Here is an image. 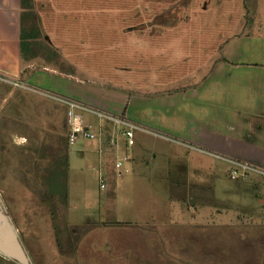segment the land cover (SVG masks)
Segmentation results:
<instances>
[{
    "label": "rangeland",
    "instance_id": "374dc122",
    "mask_svg": "<svg viewBox=\"0 0 264 264\" xmlns=\"http://www.w3.org/2000/svg\"><path fill=\"white\" fill-rule=\"evenodd\" d=\"M33 13L40 29L35 35L41 33V37L35 44H23L21 61H34L37 67L54 64L59 71H73L81 78L136 97L129 109L132 119H140L137 121L149 116L148 108L166 115L169 93L202 82L221 60L229 39L264 31V0H33ZM46 13L49 39L60 41L64 52L61 47L59 51L49 48V41L45 44L40 17ZM2 85L0 89L8 90V85ZM7 96L0 94V152L9 157L2 159L6 164H0V197L31 264H175L162 258L171 254L170 247L175 250L178 245H192L193 253L200 252L202 240L203 250L218 252L215 237L219 230L211 228L206 234L198 229L188 237L184 228L192 221L264 220V200L257 204V197L264 198V175L252 171L233 180L230 174L235 166L216 154H205L195 161L200 166L192 177L209 189L202 192V199L197 191L195 199L183 201L184 211L171 193L172 181L163 180L167 176L162 169L175 162L167 146L170 143L142 131L136 136L143 134L148 144L139 140L138 147L128 149V171L121 178L137 187L134 203L120 206L118 197L112 208L108 203L114 199L113 181L107 180L106 190L99 186V141L77 139L67 152L64 137L59 139L61 122L67 117L66 111L57 107L60 103L21 89ZM108 99L100 102L113 108L116 101ZM9 110H19L20 115L2 116ZM79 114L95 121L92 115ZM15 135L27 137L29 147L8 149L15 142L25 144ZM46 143L57 149L48 148ZM37 146L38 152L32 153ZM27 148L31 152H24ZM180 151L181 160L192 161V154ZM49 153L61 154L48 156L52 164L44 165ZM132 158L145 165L136 180ZM161 162L165 164L151 168L159 169L154 179L146 164ZM113 165L110 159L108 178H119ZM201 201L215 209L214 217L210 212V218L203 219L206 208ZM198 206L203 214L194 219ZM234 237V243L240 241L239 253L259 251L256 244H264L253 237ZM189 238L193 241L186 240ZM237 263L250 262H225ZM0 264L18 263L0 256Z\"/></svg>",
    "mask_w": 264,
    "mask_h": 264
},
{
    "label": "crops",
    "instance_id": "0c3cea01",
    "mask_svg": "<svg viewBox=\"0 0 264 264\" xmlns=\"http://www.w3.org/2000/svg\"><path fill=\"white\" fill-rule=\"evenodd\" d=\"M20 11L21 0H0V86L3 87L2 84L8 85V90L0 89V94L8 93L9 96L14 91L21 89L32 95L35 94L39 99L49 98L60 103L57 107L64 109L66 113L69 110L68 105L60 100L58 101L56 97H67L77 100L90 108L116 115H124L131 121L157 133L159 136L155 135L154 137L167 140L166 142L170 143L167 146L173 153L175 161L174 166L171 165L170 167L169 163V166L162 169V173L167 176L163 180L172 181L171 193L175 200L179 201L184 211L186 209L183 206L185 200L195 199L197 191L199 193L197 197L202 199L201 197L204 198L202 192L209 189L199 184L198 180L192 177V173L195 175L194 172H197L198 166H200L195 161L198 158L200 161L201 156L216 154L224 158L247 162L264 170V31L242 34L229 39L222 50L221 60L202 82L188 86V88L185 87L179 92L169 93L166 115L154 108H148L149 116H144L141 121H137L140 119H132L133 116L130 115L131 108L129 109V104L136 97L131 96V98L123 91H118V88L116 90L111 87L106 88L104 87L105 85L97 84L94 80L81 78L73 71H62V69L59 71L60 69L54 64L37 67L34 65L36 64L34 61L25 62L23 59L21 61ZM48 16V13H46L41 14L40 17L41 27L45 30V44L47 45L49 41L51 44L49 48L54 46L55 49H60L61 47V51L64 52L60 41L52 42L49 39L45 24V19ZM40 34L39 37H41ZM68 36L72 37L73 35L69 34ZM45 47L44 45L42 49ZM73 66L77 68L75 62ZM165 66L163 65V67ZM21 67L25 69V72ZM101 98H103L104 102L109 100L108 98H114L118 105L116 104L113 108L107 107L104 102H100ZM1 112L3 111L1 110L0 114ZM9 112L2 116H7L8 118L20 115L19 110H9ZM77 112L81 113L82 111L77 110ZM82 114H87L91 117V114L85 111ZM165 117L166 119H164ZM87 119L85 118L87 123L97 124L98 122L96 118L95 121ZM65 120L61 122L59 139L62 141L64 137L65 150L68 152L69 142L67 137L69 135V126L67 117ZM146 133L143 132V134ZM142 135L138 138L135 134L136 143L132 147H138L139 140H141L143 145L148 144V141ZM15 136L22 138L25 144L20 145L19 142H15L14 146H7L8 149L13 147L18 149L22 146H25L24 148L29 147L30 142H28L27 137L23 135ZM157 143H154V148ZM46 145L48 148L57 149L52 143H46ZM61 146L64 147L63 144ZM61 146L58 148L60 149ZM24 148H21V151ZM181 148L185 151L184 154L193 155L190 158L192 161L186 162L178 157L180 153L177 152H181ZM38 149L39 147L37 146L32 153ZM176 149H178L177 152ZM26 151H29L28 148L24 150V152ZM96 153L99 158L98 166H101L108 178L107 165L110 159H113V156L107 152L104 155L99 154V151ZM60 154L49 153V155L43 156L46 160L42 163L44 165L52 164L48 160V156L52 157ZM106 156H109L107 160ZM2 159L8 160L9 157L0 152V164H6V160L2 161ZM131 160L130 164L134 172V180H136L138 174L144 171L145 165L135 158ZM162 164H165V162L153 165L146 164L147 173L154 177L159 169L152 170L151 168L160 167ZM110 177L108 178V183L110 179L114 183V194L112 196L114 199H111L108 205L112 208L113 204L116 206L118 197L121 202L120 206L130 202V205H132L134 203L133 194L137 187L133 183H126L125 180L121 179L123 176L119 178ZM261 200H264V198L257 197V204H260ZM183 201L184 203H182ZM199 204L205 205L204 207L206 208L203 219H209L210 217L207 213L210 212L213 213L212 217H214L215 209L210 210V205L202 203V201ZM252 208L254 207L252 206ZM126 210H128V207ZM193 213V218L197 219L199 217L198 214L202 216L203 209L199 206L195 207ZM211 228L219 230L217 237H215L218 242L216 245L219 247L218 252L207 253L206 248L202 249L201 240L200 252L193 253L192 245L186 248L184 244V247L181 245L176 246L175 250H172L171 247L168 248L167 250L171 251V254H168L167 257L162 255V258L164 257L165 261L174 260L175 264L177 263L176 261H183L188 264H198L197 262L225 264V262L230 260L233 262L248 260L249 264H264V244H256L260 248L259 251L239 253L240 241L234 243L236 234L241 237L260 239V243L264 242V220H235L227 223L197 220L192 221L184 229L187 232V236L190 237L198 229L206 230L207 234V230ZM227 235H232V238L226 237ZM186 240L193 241L192 238ZM152 242H154L153 239ZM182 250H184V253H181L183 252Z\"/></svg>",
    "mask_w": 264,
    "mask_h": 264
},
{
    "label": "built area",
    "instance_id": "2783aa9c",
    "mask_svg": "<svg viewBox=\"0 0 264 264\" xmlns=\"http://www.w3.org/2000/svg\"><path fill=\"white\" fill-rule=\"evenodd\" d=\"M58 100L67 104L69 110L67 112L69 126V144H74L77 139L84 138L88 140H98L100 144L99 154L109 153L113 156L114 168L117 176L121 177L127 172V165L130 162L128 149L135 145V134L137 131L147 132L158 135L146 127L131 121L124 115H116L95 108H90L83 103L66 98L57 97ZM77 110L85 111L97 119V124L87 123L84 116L79 114ZM159 136V135H158ZM224 158V157H223ZM235 166L230 177L237 180L239 177L245 178L249 172L256 171L264 175V170L247 162H242L230 158H224ZM99 186L101 190L107 189V176L100 169Z\"/></svg>",
    "mask_w": 264,
    "mask_h": 264
},
{
    "label": "water",
    "instance_id": "95a60500",
    "mask_svg": "<svg viewBox=\"0 0 264 264\" xmlns=\"http://www.w3.org/2000/svg\"><path fill=\"white\" fill-rule=\"evenodd\" d=\"M0 256L18 264H31L19 234L6 215L0 199Z\"/></svg>",
    "mask_w": 264,
    "mask_h": 264
},
{
    "label": "trees",
    "instance_id": "16d2710c",
    "mask_svg": "<svg viewBox=\"0 0 264 264\" xmlns=\"http://www.w3.org/2000/svg\"><path fill=\"white\" fill-rule=\"evenodd\" d=\"M37 18L38 17L33 13V0H21V38H20L21 58H22L23 44L26 43L35 44L36 42H38L39 33L38 36L35 35V33L39 29ZM25 33L27 34L29 33V35Z\"/></svg>",
    "mask_w": 264,
    "mask_h": 264
},
{
    "label": "flooded vegetation",
    "instance_id": "af4514ba",
    "mask_svg": "<svg viewBox=\"0 0 264 264\" xmlns=\"http://www.w3.org/2000/svg\"><path fill=\"white\" fill-rule=\"evenodd\" d=\"M0 199H1V197H0ZM2 201V200H1ZM3 203V202H2ZM4 206V205H3ZM5 213H6V209H5ZM7 214V213H6ZM10 218V217H9ZM12 222V221H11ZM13 223V222H12Z\"/></svg>",
    "mask_w": 264,
    "mask_h": 264
}]
</instances>
